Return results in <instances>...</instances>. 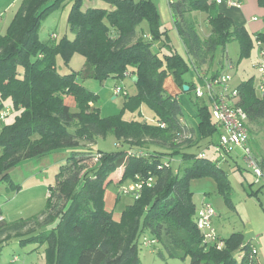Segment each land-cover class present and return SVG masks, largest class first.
Returning <instances> with one entry per match:
<instances>
[{"label":"trees","instance_id":"obj_1","mask_svg":"<svg viewBox=\"0 0 264 264\" xmlns=\"http://www.w3.org/2000/svg\"><path fill=\"white\" fill-rule=\"evenodd\" d=\"M104 1L113 6L111 11L84 8V0H23L8 33L0 35V110L10 99V111L16 113L12 123L0 125V181L10 182V171L25 160L63 149L71 153L49 187L41 215L9 223L0 213V251L17 238L24 247L45 246V264H141L140 239L147 235L154 242L148 247L158 255L190 256V264H259L256 249L242 233L221 239L222 248L204 242L191 182L216 178L228 198L227 171L192 150L201 147L200 138L183 122L180 100L167 93L164 82L173 76L191 92L195 83L184 78L190 69L198 76H216L231 42L240 44L242 58L251 57L258 44L264 50V30L253 35L237 26L219 11L216 0H169L188 63L162 29L153 0ZM68 2L74 38L52 35L51 44L43 43L42 20ZM259 5L264 9V0ZM156 41H161L159 47ZM75 52L93 66L97 80L135 78L137 93L126 92L123 111L136 114L146 106L154 121L101 117L99 97L78 84L77 73L63 76L57 70V57L68 60ZM236 88L250 135L264 137V92L257 94L254 79ZM199 115L201 139L212 136L217 128L206 104L199 106ZM108 136L117 139L120 149L95 150L97 140ZM175 156L183 162L178 170L170 164ZM121 170L118 185L132 180L143 188L117 221L106 208L105 193Z\"/></svg>","mask_w":264,"mask_h":264},{"label":"rangeland","instance_id":"obj_2","mask_svg":"<svg viewBox=\"0 0 264 264\" xmlns=\"http://www.w3.org/2000/svg\"><path fill=\"white\" fill-rule=\"evenodd\" d=\"M23 0H0V35H6L9 27L15 18L16 13ZM140 1V0H135ZM168 0H154L159 13L161 12L162 2ZM84 8L99 7L109 11L113 9L111 4L104 0H84ZM218 7V6H217ZM72 9V2L66 3L60 8L54 9L47 15L41 23L39 29V38L45 44H51L52 35H56V39H62L66 35L74 38V34L70 31L68 25L69 13ZM220 10V8L218 7ZM161 16V15H160ZM262 21L261 16H257ZM206 14H202L201 29L205 32L204 21ZM163 30H167L172 41L174 49L188 63L190 62L186 47L178 35L173 23H164L161 20ZM143 28L148 33V24H144ZM254 35V34H253ZM161 41H156L155 45L160 46ZM258 47L254 50L251 57H241L240 44L237 41L231 42L224 55V61H232L236 68L233 72V80L231 86L237 87L245 81L254 79L256 92L258 95L263 94L262 86L264 87V73L259 71V66L264 61V55L260 54ZM218 55H221L220 52ZM57 70L61 75L77 73L78 84L88 92L97 95L98 107L100 115L104 118H109L117 115H122L126 121L144 120L153 122L154 115L151 109L144 106L141 112L131 114L123 111L127 101L124 92L115 93L117 86L123 88L129 96L135 95L137 89L133 81V77L125 79L108 78L103 81L95 79L93 75V66L86 62L85 57L75 52L71 57L66 58L61 54L56 59ZM21 70V69H20ZM204 73V72H203ZM208 77V76H206ZM189 83H195L197 87L203 86L201 81H198V75L193 69L184 77ZM164 88L167 93L177 95L182 105V120L184 123L194 129L195 136L200 138V148L192 149L196 153H203L207 158L218 163L227 171V178L230 189L228 198L223 193V189L219 185L216 178L199 177L191 182V192L194 197L196 212L202 209L204 202L211 205L216 212V217L213 221V227L218 233L220 240L231 237L234 232H243L244 222L243 213L239 210V206L245 205L250 213L254 227L256 230L264 226V176L260 178L254 174L253 169L249 168L245 161V154L240 147H232L231 153L226 151H217L216 145L220 140V132L216 131L212 136L201 139L199 130L200 115L199 106L206 104L210 113L212 106L207 98L199 99L195 94V90L191 92L185 91L180 87L173 76H168L164 82ZM6 108H13L10 99L4 100ZM3 110H0V114ZM16 113H9L1 124L12 123ZM213 122H216L212 118ZM194 136V134H193ZM194 136V137H195ZM251 146L255 157L261 161L264 172V137L262 134L251 136ZM120 146L114 136L107 138H99L94 145L95 150L116 151ZM70 151L60 150L48 154L40 160L29 159L21 162L10 171V182L0 181V213L9 223L26 221L41 215L46 210L48 204L49 187L56 183L57 174L60 168L65 164L66 159L70 156ZM171 166L174 170H178L183 164L179 156H175L171 160ZM123 175L122 170L117 171L114 175L113 183L107 188L105 193L106 207L113 212L114 218L117 219L128 206L136 203L134 196L126 190L130 185L134 184L132 180H126L120 185L116 180ZM144 235L140 239L139 257L141 264H190L191 257L170 258L167 254L160 256L153 247L145 245ZM45 246L38 247L37 245L21 246L17 238L4 246L0 251V264H45L44 256Z\"/></svg>","mask_w":264,"mask_h":264},{"label":"built area","instance_id":"obj_3","mask_svg":"<svg viewBox=\"0 0 264 264\" xmlns=\"http://www.w3.org/2000/svg\"><path fill=\"white\" fill-rule=\"evenodd\" d=\"M169 1V0H168ZM218 5L226 4L230 7L241 8L242 0H216ZM261 55H264V50L260 48ZM235 64L232 61H226L222 67V71L216 76L202 77L198 76V81L203 83V86L197 87L195 84V94L197 98H207L212 106V118L216 121L217 131L220 132V140L216 145L217 151H226L231 153V148L240 147L245 154V161L249 168L253 169L254 174L260 178L264 176L261 161L255 157L251 146L250 132L248 127V116L246 112L238 105V91L236 87L231 86L233 80V72L235 71ZM259 71L264 73V61L259 66ZM264 91V87L262 86ZM123 91L122 87H116L115 93L120 94ZM10 113L7 109L3 111L0 116V121H3L5 117ZM204 156V155H203ZM151 181L148 183L150 186ZM143 184L141 182H134L126 190L131 193L137 200L140 198ZM216 216V212L213 207L204 202L201 210L198 211L197 225L203 234L204 242L217 245L218 248L223 247V241L216 230L213 227V221ZM153 241L145 239V245L150 246Z\"/></svg>","mask_w":264,"mask_h":264},{"label":"crops","instance_id":"obj_4","mask_svg":"<svg viewBox=\"0 0 264 264\" xmlns=\"http://www.w3.org/2000/svg\"><path fill=\"white\" fill-rule=\"evenodd\" d=\"M242 2L243 4L241 8L230 7L226 4L218 5L220 8L219 11L232 18L237 26L246 27L251 34L263 31L264 9L259 5V0H242ZM160 15L161 20L163 19L165 24L170 22L174 24L168 1L162 2ZM257 16H261L262 21H260ZM133 81L135 83V78H133ZM239 210L241 211V214L243 213V218L246 220L244 222L245 227L243 232L239 233L244 234L247 242L256 249L259 257V264H264V226L261 227V229L256 230L254 227V221H252L250 213L246 209L245 205L239 206ZM121 216L122 213L119 214V217L116 220L119 221Z\"/></svg>","mask_w":264,"mask_h":264},{"label":"water","instance_id":"obj_5","mask_svg":"<svg viewBox=\"0 0 264 264\" xmlns=\"http://www.w3.org/2000/svg\"><path fill=\"white\" fill-rule=\"evenodd\" d=\"M184 90H185V91H188V90H189V86L184 85Z\"/></svg>","mask_w":264,"mask_h":264}]
</instances>
